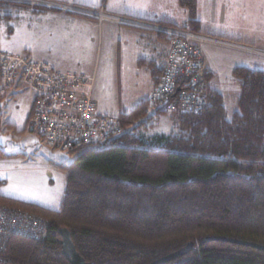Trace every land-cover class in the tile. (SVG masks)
Returning <instances> with one entry per match:
<instances>
[{
  "label": "trees",
  "instance_id": "trees-1",
  "mask_svg": "<svg viewBox=\"0 0 264 264\" xmlns=\"http://www.w3.org/2000/svg\"><path fill=\"white\" fill-rule=\"evenodd\" d=\"M179 4L188 13L184 26L153 22L200 33V1ZM162 68L152 69L156 82ZM234 74L240 93L231 118L209 71L207 107L199 114L175 113L178 131L136 132L147 122L148 98L116 117L123 132L106 146L72 149L82 148L61 165L67 180L58 209L0 193V202L48 221L38 240L11 238L0 252L3 261L69 264L61 244L65 227L90 264H149L189 242L188 253L162 264H264L262 249L206 240L226 236L264 244V69L237 66ZM4 183L0 179V188Z\"/></svg>",
  "mask_w": 264,
  "mask_h": 264
},
{
  "label": "rangeland",
  "instance_id": "rangeland-1",
  "mask_svg": "<svg viewBox=\"0 0 264 264\" xmlns=\"http://www.w3.org/2000/svg\"><path fill=\"white\" fill-rule=\"evenodd\" d=\"M59 1L94 10L104 9L106 14L112 3V0ZM161 3L168 6L171 12L177 9V15L187 12L180 6L179 0H163ZM218 6L226 10V27L233 26L231 20L234 19V26L239 27L236 19L242 18L248 23L247 33L253 34L256 28H264V0H218ZM58 13L61 17L56 16ZM81 14L88 13L2 0L0 51H13L33 59H37L34 54H40L52 58L50 62L58 70L94 75L97 110L116 118L121 112L129 111L148 99L152 77L149 66L140 61L147 58L154 49L157 54L163 52L168 41L161 38L160 35L164 34L156 30L132 27L144 32L143 38L138 31L128 29L121 20L112 21L107 17L100 19L96 15ZM65 15L91 19L97 24L84 22L78 26L68 19L65 22ZM184 24L180 22L181 26ZM218 27L224 28L221 25ZM207 48H211L210 45L202 48L205 54ZM212 52L217 60H222V87L226 89L225 104L228 117L231 118L238 109L240 86L233 69L223 64L224 59L230 60V54L222 56L224 50L220 52L219 49ZM258 53L247 52L251 58H264V55ZM32 97L31 87L26 83L0 95V179L5 181L0 193L6 197L58 209L67 180L61 165L71 163L82 148L75 151L56 148L28 130L27 118ZM158 107L150 103L144 118L147 122L136 130L137 133L152 136L178 131L177 115L164 111L158 113Z\"/></svg>",
  "mask_w": 264,
  "mask_h": 264
},
{
  "label": "built area",
  "instance_id": "built-area-1",
  "mask_svg": "<svg viewBox=\"0 0 264 264\" xmlns=\"http://www.w3.org/2000/svg\"><path fill=\"white\" fill-rule=\"evenodd\" d=\"M2 1V0H0ZM24 4L85 11L100 19L104 9L69 5L57 0H3ZM122 22L156 30L169 40V52L158 82L149 94L151 103L166 113H202L209 103V69L200 41L208 37L192 30L158 22L119 18ZM264 55V48L253 47ZM0 95L26 83L33 92L27 128L56 148L72 150L79 146H106L123 132L117 118L97 110L95 77L61 71L49 62L11 51H0ZM48 229L41 215L0 202V252L14 236L40 239ZM0 261L4 262L0 257Z\"/></svg>",
  "mask_w": 264,
  "mask_h": 264
},
{
  "label": "crops",
  "instance_id": "crops-1",
  "mask_svg": "<svg viewBox=\"0 0 264 264\" xmlns=\"http://www.w3.org/2000/svg\"><path fill=\"white\" fill-rule=\"evenodd\" d=\"M161 1L163 0H112V3L110 5L111 9L109 8V11L107 12L108 16L106 17L108 19H111L112 21L120 20L119 18L123 17V18L142 20L145 22L163 20L178 25H180V22H185L186 24L188 20L187 12H185V14L178 13L177 15L176 14L178 12L177 9L171 12L170 8L168 6H164V3H161ZM199 1H200L199 19H201L202 22L200 33L208 37L207 39L200 41V46L201 49L203 47L205 48L206 45H210V47L212 48V49L211 48L206 49L208 51L207 54L203 52L204 49L202 50V53L211 74V87L214 90H217L223 94L226 103V95H225L226 89L225 88L223 89L222 87V80H221L222 74H220L222 70L221 66H223L222 60H220L219 58L217 60L215 58L216 56L215 53H217V51L215 53H213L212 51H214V49L215 50L219 49L220 52L224 50L222 56H225L226 54L229 53L230 54L229 57H231L230 60L225 61L224 59L223 64L227 68L231 67L233 69V72L237 66H246L253 69H264V58L255 59V58H251L250 54L249 55L247 54V52L258 53L256 52L255 49H252V46L255 48L256 47L264 48V28H260V27L256 28V31L253 34L247 33L246 31L248 28L247 26L248 23H245V21L242 18L236 19V23L240 25L239 27L234 26L235 19L231 20L233 26L227 25L226 27L224 25V22L225 20H227V16H226L227 13L224 7L218 6V0H199ZM64 3H67L69 5H74V4H70L69 2H64ZM50 8L69 10V8H62V7H50ZM184 15H185V19H184ZM56 16L61 17V14L58 13L56 14ZM63 19L65 22H67L68 19L72 24H77L78 26L80 24H83L84 22L87 23L91 22L97 24L91 19H86L78 16L71 18L65 15L63 16ZM243 21L244 23L242 24L241 22ZM219 25L224 26V28L218 27ZM135 28H143V27H135ZM128 29H132V31H136V32L138 31V34L142 37L145 35L144 32H142L141 30H136L132 28V26H128ZM143 29L151 31L148 28H143ZM77 36L80 37L81 34ZM142 37H139V39H142ZM160 37L168 41V45L165 46L163 52L161 51L160 53L157 54L156 50L154 49L148 54L147 58H143L140 61L141 64L145 63L146 65L149 66L150 75L152 77L150 92L157 83L156 80L153 79L152 69L155 68L158 69L163 67L170 47L168 38L164 35H160ZM164 37H166L167 39ZM257 44L259 45L262 44V46H257ZM34 55L35 58H37L36 60L47 61L53 66V63L50 62L53 60L52 58H48L40 54L38 55L34 54ZM236 81L239 85L238 80ZM32 102H33V97H32ZM27 122H28V118H27Z\"/></svg>",
  "mask_w": 264,
  "mask_h": 264
},
{
  "label": "water",
  "instance_id": "water-1",
  "mask_svg": "<svg viewBox=\"0 0 264 264\" xmlns=\"http://www.w3.org/2000/svg\"><path fill=\"white\" fill-rule=\"evenodd\" d=\"M60 233L62 235L61 244H62V253L69 260V264H90L85 257L79 252L76 247V244L72 238V233L68 228H61ZM208 241L212 240H222V241H231L240 244H246L258 249L264 250V244H260L253 241L240 240L236 238L226 237V236H209L207 237ZM193 248V243L189 242L185 247H182L174 252H171L165 256H162L149 264H162L169 260L175 259L181 255L188 253ZM0 264H16L12 262H1Z\"/></svg>",
  "mask_w": 264,
  "mask_h": 264
}]
</instances>
